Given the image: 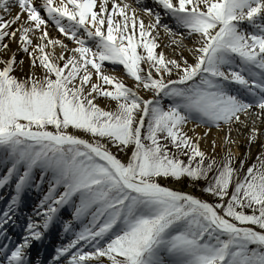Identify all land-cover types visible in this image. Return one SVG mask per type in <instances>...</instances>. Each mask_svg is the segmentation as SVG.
I'll return each mask as SVG.
<instances>
[{
	"label": "snow or ice",
	"instance_id": "snow-or-ice-1",
	"mask_svg": "<svg viewBox=\"0 0 264 264\" xmlns=\"http://www.w3.org/2000/svg\"><path fill=\"white\" fill-rule=\"evenodd\" d=\"M0 170V264H264V0H0Z\"/></svg>",
	"mask_w": 264,
	"mask_h": 264
},
{
	"label": "bare ground",
	"instance_id": "bare-ground-1",
	"mask_svg": "<svg viewBox=\"0 0 264 264\" xmlns=\"http://www.w3.org/2000/svg\"><path fill=\"white\" fill-rule=\"evenodd\" d=\"M0 171H2V170H0ZM7 191H0V196H3V197H5L4 196V194L6 193ZM5 206V202H4V200H0V209H2L3 207ZM22 212H25L24 214H31V212H32V210L30 209V208H27L26 207V205H24L23 206V208H22ZM25 217H26V215H25ZM19 228H17V230H16V232H14V233H12V235H13V238L14 239H19ZM52 234H54V232H52ZM51 236V235H50ZM54 236V235H53ZM52 236V237H53ZM47 243V248L44 250V253H45V258L44 259H46V261L49 259V257L52 255V253H53V250H52V247L55 245V243L56 242H53L52 241V238H51V240H49V242H45V244ZM44 244V245H45ZM42 247L43 246H37V247H35V248H33V250H32V256H33V254L34 253H36V251H38V249H40L39 250V252H37L38 254H40V252H41V250H42ZM45 261V262H46Z\"/></svg>",
	"mask_w": 264,
	"mask_h": 264
},
{
	"label": "rangeland",
	"instance_id": "rangeland-1",
	"mask_svg": "<svg viewBox=\"0 0 264 264\" xmlns=\"http://www.w3.org/2000/svg\"><path fill=\"white\" fill-rule=\"evenodd\" d=\"M115 74L119 76V73H118V72H117V73H115Z\"/></svg>",
	"mask_w": 264,
	"mask_h": 264
}]
</instances>
